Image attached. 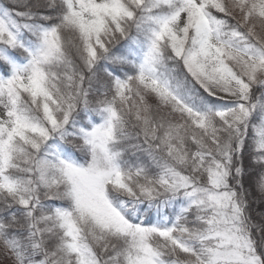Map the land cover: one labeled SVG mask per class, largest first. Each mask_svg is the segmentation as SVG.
I'll use <instances>...</instances> for the list:
<instances>
[{"label":"snow or ice","instance_id":"6c2138e0","mask_svg":"<svg viewBox=\"0 0 264 264\" xmlns=\"http://www.w3.org/2000/svg\"><path fill=\"white\" fill-rule=\"evenodd\" d=\"M0 264H264V0H0Z\"/></svg>","mask_w":264,"mask_h":264}]
</instances>
